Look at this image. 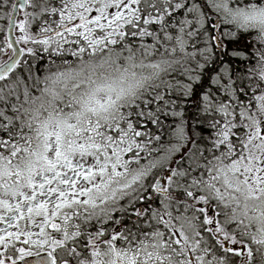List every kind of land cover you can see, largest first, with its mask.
<instances>
[{"label": "snow or ice", "instance_id": "6c2138e0", "mask_svg": "<svg viewBox=\"0 0 264 264\" xmlns=\"http://www.w3.org/2000/svg\"><path fill=\"white\" fill-rule=\"evenodd\" d=\"M0 264H264V0H0Z\"/></svg>", "mask_w": 264, "mask_h": 264}]
</instances>
